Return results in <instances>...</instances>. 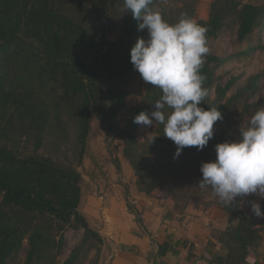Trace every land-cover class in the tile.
<instances>
[{"label": "trees", "instance_id": "obj_1", "mask_svg": "<svg viewBox=\"0 0 264 264\" xmlns=\"http://www.w3.org/2000/svg\"><path fill=\"white\" fill-rule=\"evenodd\" d=\"M154 5L152 0L149 10L154 11ZM194 13L195 8H191V20ZM231 14L236 15L240 41L264 26V5H240L231 0H213L209 17L195 23L207 29L208 42ZM139 23L142 20L133 18L124 0H0V264H11L25 241L23 264H44L47 260L50 264H74L80 247L64 263L57 261L68 226L84 229L83 243L93 238L99 244L104 242L80 210L83 175L79 168L94 115L107 137L124 141L123 154L139 177L140 191L151 193L172 180L177 191L188 194V186L195 198L202 163L215 161V146L238 139L240 127L247 128L263 107L261 100L252 101L246 91L256 86L264 71L252 75L239 91L227 97L236 78L225 85L218 83L214 63L221 59L208 52L200 74L205 77L203 87L209 95L199 106L205 110L214 107L223 117L214 124L208 145L203 150L187 147L192 160H184V164L179 157L174 158L177 146L164 136L163 124L155 122L156 133L140 141V125L133 122L134 118L141 112L150 114L162 91L145 83L147 92L140 104L130 105L126 100L127 86L140 77L131 63V49L138 38H148L147 29L138 30ZM117 27L119 37L108 39ZM259 46L264 47L256 48ZM254 50L246 49L243 54ZM213 87L215 97L211 95ZM245 96L241 109L234 112V102ZM164 111L171 113L172 109ZM69 122L76 130L73 137L68 135ZM56 128L60 138H68L64 143L74 145V156L42 151L48 131ZM116 165L121 169L120 162ZM183 167L187 170L180 169ZM188 173L191 179L176 181ZM243 198L227 204L218 199L212 204L242 217L248 210L242 205ZM130 209L142 224L140 213L133 206ZM255 234L252 227L243 226L228 233L232 259L246 260ZM168 247L167 243L160 245L159 252ZM254 264L264 263L257 259Z\"/></svg>", "mask_w": 264, "mask_h": 264}, {"label": "clouds", "instance_id": "obj_2", "mask_svg": "<svg viewBox=\"0 0 264 264\" xmlns=\"http://www.w3.org/2000/svg\"><path fill=\"white\" fill-rule=\"evenodd\" d=\"M152 0H124V7L134 19L142 20L138 30L147 29L148 38H138L131 49L134 69L146 84L162 91L149 114L141 112L134 123L150 127L164 125V136L177 146L174 158L185 147L203 150L214 136V124L222 113L214 107H200L209 95L200 74L203 58L209 52L207 29L182 16L178 23H168L159 11L149 10ZM166 108L172 109L166 113ZM239 138L217 144L216 159L204 162L199 187H211L225 204L237 197L258 193L264 198V107L251 118L247 128L239 129ZM256 217L264 218L259 203L251 204Z\"/></svg>", "mask_w": 264, "mask_h": 264}, {"label": "rangeland", "instance_id": "obj_3", "mask_svg": "<svg viewBox=\"0 0 264 264\" xmlns=\"http://www.w3.org/2000/svg\"><path fill=\"white\" fill-rule=\"evenodd\" d=\"M154 1V11H159L161 14H165L168 23L176 24L182 16L189 18L191 8H195V13L192 17L194 22L199 19H207L209 17L210 7L213 0ZM231 1L239 2L240 5L245 3L264 5V0ZM112 23L118 22L112 21ZM238 27L239 24L236 15L231 14L225 18V25L219 31L218 35L207 42L209 52L214 53L221 59L219 62L214 63L216 81L225 85L230 79L236 78L234 80V85L227 92V97L239 91L240 88L248 82L252 75L264 71V47L259 46V48H256L257 45H264V26L262 28H256L244 41L239 40L237 34ZM94 29L98 31L97 27ZM119 35L120 28L117 27L109 33L108 39L115 40ZM97 39H99V34L97 35ZM253 47H255V50L252 53L243 54L246 49ZM127 89L129 93L126 100L130 105L140 104L147 92V87L141 77H137L131 82L129 86H127ZM211 93V95L215 97V87L212 88ZM246 93L247 97H250L252 101L257 99L261 100L264 107V74H262V77L256 86L247 90ZM246 99V96L240 97L239 101L234 102L232 106L233 111L236 112V109H241V106ZM68 124V135L73 137L76 130L70 126L71 122ZM155 127V122L150 127L140 125L137 132L138 139L140 141H146L156 133ZM232 131L234 130L231 129V134L233 133ZM56 132H59L57 128L48 131L49 137L46 139L42 151L46 153L52 152L54 155L58 154L61 157H66V155L71 157L74 156V145L64 143L68 138H60V134ZM27 147H29V145ZM58 147H60V150H58ZM123 149L124 141L119 137H107L103 124L94 115L92 117L91 132L88 137L86 155L83 165L79 168L83 175L82 199L80 204V210L83 214H88V209L91 208L96 212L98 200L101 197L105 200V198L111 194L125 195L126 199L129 201V208L132 205L133 193L156 198L161 201V204L171 203V207H174L175 210H182L185 207H183V205L186 199L192 197L191 195H193V192L188 186L185 188V191L188 194L177 191V185H173L174 183L172 180L168 181L160 188L155 187L151 193L140 191L138 184L139 177L136 175L129 160L124 156ZM188 151L189 149L185 147L179 156V159H181L184 164H186L184 160H192V156ZM151 157L154 158L155 156L151 154ZM117 161L120 162L121 169L117 168ZM180 169L187 170V168L184 167ZM182 179H191V173H188L185 177L179 176L176 181ZM201 179L202 178L200 177V180ZM197 184L198 188H194L197 192L194 193L198 196L195 198L192 197L189 202H199L202 203L203 206L217 205L212 204L215 203L219 197L213 192L211 187L201 189L199 187V182ZM91 196L97 198L96 202L88 201V198ZM189 202L187 204H189ZM253 202L259 203L261 205V210L264 211V198L258 193L249 194L244 197L242 205L251 209V204ZM247 212L249 214V216H245L247 219H250L251 217L257 218L260 220L258 223L264 228V220L262 221V218L256 217L251 210H247ZM64 238L65 241L62 252L57 258L59 263H64L71 256L72 251L75 248L80 247L81 252L76 258L74 264H110V257L113 253L108 247L109 243L106 240L99 244V242L93 238L86 241L87 243H83V240L85 239L84 229L82 227L75 228L73 226L67 227L64 232ZM26 245L27 242L25 241L23 248L18 252L11 264L24 263L27 254ZM262 254H264V252H262ZM44 264H50L49 260L45 261Z\"/></svg>", "mask_w": 264, "mask_h": 264}, {"label": "crops", "instance_id": "obj_4", "mask_svg": "<svg viewBox=\"0 0 264 264\" xmlns=\"http://www.w3.org/2000/svg\"><path fill=\"white\" fill-rule=\"evenodd\" d=\"M96 199L91 196L88 201ZM160 202L133 193L132 205L141 214L142 224L123 194L101 197L96 212L91 208L84 213L109 243L110 264H254L257 259L264 263V228L257 218L234 216L219 205L189 202L175 210L171 203ZM242 226L256 231L245 261L231 258L228 236ZM164 243L169 247L160 253Z\"/></svg>", "mask_w": 264, "mask_h": 264}, {"label": "built area", "instance_id": "obj_5", "mask_svg": "<svg viewBox=\"0 0 264 264\" xmlns=\"http://www.w3.org/2000/svg\"><path fill=\"white\" fill-rule=\"evenodd\" d=\"M244 216H249V214H248V212H247V211L244 213Z\"/></svg>", "mask_w": 264, "mask_h": 264}]
</instances>
